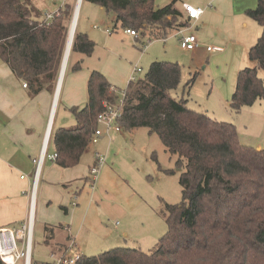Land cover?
I'll return each instance as SVG.
<instances>
[{
  "label": "trees",
  "instance_id": "16d2710c",
  "mask_svg": "<svg viewBox=\"0 0 264 264\" xmlns=\"http://www.w3.org/2000/svg\"><path fill=\"white\" fill-rule=\"evenodd\" d=\"M87 1L113 13L123 29L145 35L156 26L152 38L165 37L190 21L177 8L178 0L162 7H155L154 0ZM73 8L67 0L51 19L40 20L31 0H0V59L26 81L32 94L53 92L56 87ZM246 14L263 31L248 52L255 66L236 74L229 101L235 111L264 97V82L258 75V69L264 71V0ZM94 48V41L75 31L70 53L89 56ZM80 67L78 61L72 70ZM181 70L177 62L154 61L142 77L130 79L123 89L125 104L119 119L122 128L145 127L157 134L167 150L178 156L181 200L164 202L160 209L166 232L151 251L118 246L82 255L77 264H264V147L242 143L234 123L216 120L189 108L183 97L173 96ZM194 79L195 74L185 87ZM117 98L107 78L91 71L86 103L70 107L75 123L51 131L57 166L79 162L104 103ZM0 264H4L1 259Z\"/></svg>",
  "mask_w": 264,
  "mask_h": 264
},
{
  "label": "crops",
  "instance_id": "0c3cea01",
  "mask_svg": "<svg viewBox=\"0 0 264 264\" xmlns=\"http://www.w3.org/2000/svg\"><path fill=\"white\" fill-rule=\"evenodd\" d=\"M183 3L201 7L203 12L197 20H190L187 27L173 31L165 37L153 38L162 39L164 59H159L149 45L144 46V49L133 48L136 47L137 41L143 42L144 39L152 38V34L156 32L146 31L145 35L139 34L135 37L123 31V34L135 40L132 48L130 46V52L117 55L105 46L108 55L120 65V72L116 74L115 71H107L104 64L98 68L110 84L117 88L118 82L124 87L127 85L134 75L136 61L140 58L147 57L150 64L165 60L181 65L180 60H175L177 57L168 49L167 42L171 36L176 39L173 40L181 50L179 54L184 62V56H188L187 63L190 65L187 68L194 70L195 77L200 74L199 70L207 69L212 77H215L210 80V91L218 96L219 102L230 106L238 70L255 66L248 52L260 37L263 28L250 18L246 11L255 8L258 0H178L176 6L181 11ZM78 4L75 0V7ZM59 7L60 4L49 12L53 13ZM106 28L109 26L103 30L110 34L111 30L107 32ZM76 30L90 34L89 26L84 24H76ZM180 32L194 34L197 46L192 50L182 49L179 46ZM208 46L219 49L211 51L207 49ZM78 61L81 65L82 59L76 62ZM215 63H219L217 68L214 67ZM183 67L185 66L181 65L182 70ZM91 71L93 70H82L81 67L78 70L71 69L67 74L63 71L59 86L57 80L53 92L41 91L32 94L27 86H23L24 80L15 75L0 59V228H18L27 221L35 160L40 153L48 122L52 119V129L70 126L62 122L56 126V121L53 120L54 110L59 106L68 111L72 106H84ZM263 114L262 111L260 116ZM103 137L108 136H101L98 142ZM108 142H111L110 136ZM50 144L51 141L48 146ZM51 147V153L55 152L53 145ZM257 147L262 148L260 142ZM96 152L98 151L93 154V164ZM82 155L76 165L66 168L59 167L54 161L45 158L39 172L34 196L33 226L36 223L39 226L42 242L49 248L50 253H61L66 249L77 250L83 255L84 251L101 250L102 246L108 247L120 238H128L129 229L120 227V224L129 216L128 211L143 202L135 184H141L140 179L135 180V175L130 176L117 167L114 163L116 158H110V153L104 154L105 163L98 174L91 178L89 173L93 164H85ZM143 172L137 168L140 177L144 176ZM115 217L121 221L113 222L112 218ZM71 242L72 245L69 246ZM31 262L32 258L30 264Z\"/></svg>",
  "mask_w": 264,
  "mask_h": 264
},
{
  "label": "rangeland",
  "instance_id": "374dc122",
  "mask_svg": "<svg viewBox=\"0 0 264 264\" xmlns=\"http://www.w3.org/2000/svg\"><path fill=\"white\" fill-rule=\"evenodd\" d=\"M167 1L154 0V6L162 7ZM53 2L56 5L60 4V0H31L35 10L40 13L38 15L40 20H45L47 14L51 13L49 11L55 8L56 5ZM70 3L75 8V1L70 0ZM76 24L89 26L90 34H87V36L95 42V48L91 56H84L79 52L72 51L64 69L65 74L72 69V66L80 58L82 59V70H99L102 73L98 67L104 64L107 71H115L118 74L120 72V65L116 63L112 56L108 55L105 46L111 48L117 55H125L130 52V46L132 48V43H135V40L123 34V28L115 21L114 14L106 12L98 4L81 0L77 6ZM93 25L95 26L93 27ZM106 26H109L111 30L110 34L103 30ZM147 31H150V33L156 32V26L149 27ZM173 39L175 38L171 36L168 38V49L177 57L174 59L177 61L179 59L181 65L185 66L181 72L180 84L173 91V96L176 98L183 97L187 100L186 104L189 108L204 112L216 120L234 123L238 128V137L242 143L259 148L257 147V143L260 142L262 147H264V114L262 117L260 116V113L264 112V97L256 100L251 105L243 106L239 111H235L227 104L219 102L217 100L218 96L216 97L213 91H210V80L215 77H212L207 69L199 70L200 74H197L191 86L186 88L185 84L195 72H193V69L187 68L190 65L187 63L189 58L188 56H184L186 60L184 62L182 55L179 54L181 50ZM137 42L135 43L136 47H133L135 50L139 48L144 49V46L149 45L152 52H155L158 55L157 57H160L159 59H164L162 58L164 57V43L162 39L155 40L149 38L144 39L143 42ZM220 63L222 64L223 61ZM218 64L215 63L214 67L217 68ZM136 65L142 69L134 72L133 77L139 78L146 73L150 62L148 63L147 57L140 58L136 61ZM94 66H97V68H94ZM258 70V75L264 79V71L262 69ZM189 71L192 73L190 74ZM207 76L210 77L207 78ZM116 87L115 92L118 96V103L122 99L124 86L118 82ZM53 120L56 121V126L60 122L66 126L75 122L71 111L65 110L61 106L57 109L55 108ZM110 138V143L108 142L109 137H103L98 143L90 142L82 155L83 162L92 165L94 151L102 154L110 153V158H116L114 163L117 167L123 169L130 176L135 175V180L140 179L141 184H135L142 195L143 202L137 208L128 211L129 216L120 224V227L125 226L129 229L128 238H120L115 244H111L108 247L102 246L101 250L91 249V251H84L83 255L85 256L96 255L118 246L140 248L146 252L153 250L156 247L158 239L167 230L165 218L160 213L163 203H177L181 200V187L178 182L181 168L175 164L178 156L167 150L157 134L150 133L145 127H137L130 130L122 128L119 133L112 131ZM51 146L52 144L48 146V153H51ZM137 168L142 172L144 171L143 177H140V173L137 174ZM165 170H173V172L167 173ZM21 175L24 176L25 174L21 173ZM92 176L89 173V177L91 178ZM116 220L121 221L117 217L112 218L113 222ZM18 247L21 248V241H18ZM75 251L77 250H73L72 252ZM31 258L32 264H47L52 259L49 248L42 242L41 230L37 226V223L32 229ZM16 264H23V259H19Z\"/></svg>",
  "mask_w": 264,
  "mask_h": 264
},
{
  "label": "built area",
  "instance_id": "2783aa9c",
  "mask_svg": "<svg viewBox=\"0 0 264 264\" xmlns=\"http://www.w3.org/2000/svg\"><path fill=\"white\" fill-rule=\"evenodd\" d=\"M67 0H60V7ZM81 0H77L79 3ZM183 10L186 16L190 20H197L203 9L201 7L194 6L190 3H183ZM59 7V8H60ZM58 8V9H59ZM57 9V10H58ZM57 10L55 12H57ZM49 13L46 16V20H49L53 17L55 13ZM107 32H110L109 28H106ZM124 32L138 37L139 32L134 29H123ZM179 36V46L184 50H192L197 46V38L194 34H184L180 32ZM208 50L214 51L219 48L208 46ZM140 67L135 66L134 71H140ZM134 78L133 76L131 79ZM23 86L26 87V81L23 82ZM124 96L125 92L122 90V99L117 103H108L105 102L102 111L97 115V127L93 131L90 142L96 143L99 138L103 135L110 136L112 131L119 132L122 127L119 124V119L122 116L124 110ZM52 131V119L49 120L47 129L43 137V143L41 146L40 153L35 160V170L33 174V181L30 188V210L29 216L25 223H23L19 228H0V259L4 264H16L19 259H23L24 264H30L31 259V236L33 229V214H34V196L36 189V182L39 176V172L42 166V163L45 158H48L54 161L57 157V153H48L47 148L51 138ZM106 156L100 152L95 153L94 164L90 168V173L95 176L98 174L99 169L105 163ZM23 177V176H21ZM18 241H21V248L18 247ZM72 245V242L69 246ZM70 248V247H69ZM51 261L47 264H77L81 258L82 254L75 251L65 250L61 253H51Z\"/></svg>",
  "mask_w": 264,
  "mask_h": 264
},
{
  "label": "water",
  "instance_id": "95a60500",
  "mask_svg": "<svg viewBox=\"0 0 264 264\" xmlns=\"http://www.w3.org/2000/svg\"><path fill=\"white\" fill-rule=\"evenodd\" d=\"M77 4H78V2H77ZM76 10H77V6L74 8V12H73V16H72L71 23H70V26H69L68 34H69L70 30H71L72 21H73V19L75 17V11ZM67 45H68V37H67L66 46H65V50H64V55H63V59H62L61 67H60V72H59V76H58V83H57L58 85L57 86H59V82L61 80V77H62V74H63V71H64V66H65V63H66V54L68 52ZM57 90H58V87L56 88V93H55L56 96H57V92H58Z\"/></svg>",
  "mask_w": 264,
  "mask_h": 264
},
{
  "label": "bare ground",
  "instance_id": "6f19581e",
  "mask_svg": "<svg viewBox=\"0 0 264 264\" xmlns=\"http://www.w3.org/2000/svg\"><path fill=\"white\" fill-rule=\"evenodd\" d=\"M76 18H77V10L75 11V17L72 21V27H71V30L68 34V52L66 54V63H65V66H64V69L66 67V64H67V61H68V57L70 55V50H71V46H72V42H73V38H74V34H75V28H76Z\"/></svg>",
  "mask_w": 264,
  "mask_h": 264
}]
</instances>
